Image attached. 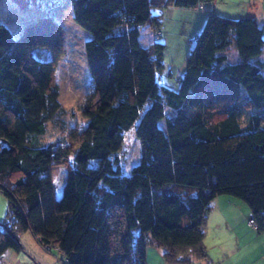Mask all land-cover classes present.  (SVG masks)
<instances>
[{
	"label": "trees",
	"instance_id": "1",
	"mask_svg": "<svg viewBox=\"0 0 264 264\" xmlns=\"http://www.w3.org/2000/svg\"><path fill=\"white\" fill-rule=\"evenodd\" d=\"M69 1L90 33L93 86L73 150L40 140L62 109L55 16L18 37L0 22V257L30 231L66 264H146L152 245L168 264H191L206 256L207 216L224 195L244 201L264 233V26L211 10L173 90L157 82L166 45L143 44L140 28H161L156 10L214 0ZM133 128L142 156L126 175L119 152Z\"/></svg>",
	"mask_w": 264,
	"mask_h": 264
},
{
	"label": "rangeland",
	"instance_id": "2",
	"mask_svg": "<svg viewBox=\"0 0 264 264\" xmlns=\"http://www.w3.org/2000/svg\"><path fill=\"white\" fill-rule=\"evenodd\" d=\"M232 2L236 5L234 6L236 11L247 8L246 3L248 2L244 3V7L240 9L238 6L241 0H232ZM213 5L214 2L206 3L205 7L200 8V10L174 6L156 10L162 19L161 28L153 30L149 25L140 28L143 44L150 45L156 39L154 35L156 31L159 33L156 41L166 45L163 58L164 70L157 73V82L160 87L179 89L195 37L201 32L209 12L211 10L215 12ZM252 8L250 7V10ZM48 13L55 16L56 29L63 33L64 39V55L57 60L55 68V80L60 86L62 109L57 116L58 121L48 123L46 133L40 137V140L46 144L52 141H60L73 150L79 143V132L87 126L88 119L83 114V108L88 96L93 91L84 48L90 33L74 21L72 4L69 0H0V22L6 24L16 37L21 35L24 26L29 21ZM216 13L218 12L216 11ZM193 14L194 16H203V20L201 18L196 22ZM235 14H225L224 16L239 18ZM235 51V46L229 49L231 61H233ZM45 53L48 51H44ZM262 58L264 59V51ZM240 122L242 125L246 124L245 116L241 117ZM141 156V143L133 128L125 135L123 146L119 152V158L126 175L130 174L131 169L139 162ZM65 171V166L59 167L58 172ZM59 187L61 186L57 185V189H60ZM224 196L227 197V195ZM228 197L240 201L238 198ZM242 202L247 205L244 201ZM52 249L55 250V248ZM53 254L55 255V253ZM22 257L20 254L19 259L15 260L4 253L0 257V264H27L24 258L21 259ZM31 260L33 262L31 264H36L33 259Z\"/></svg>",
	"mask_w": 264,
	"mask_h": 264
},
{
	"label": "crops",
	"instance_id": "3",
	"mask_svg": "<svg viewBox=\"0 0 264 264\" xmlns=\"http://www.w3.org/2000/svg\"><path fill=\"white\" fill-rule=\"evenodd\" d=\"M213 2V10L222 15L235 13L238 17L251 15L264 26V0H241L240 5L238 4L239 9L244 7V3H248H246L247 8L239 11L234 9L236 5L232 0H214ZM250 7L253 8L250 10ZM201 18L203 20L201 15L194 16L196 22ZM240 201L228 196L215 198L206 221L204 238L206 256L194 259L191 264H264V233L248 225V220L252 217L251 211ZM8 209V199L0 192V223H4ZM19 238L22 250L5 252L11 259L18 260L19 255L22 254L21 259L24 258L27 264L33 263L31 259L36 264H66L58 249H47L30 231L20 232ZM163 254L162 249L153 245L149 246L146 264H168Z\"/></svg>",
	"mask_w": 264,
	"mask_h": 264
},
{
	"label": "built area",
	"instance_id": "4",
	"mask_svg": "<svg viewBox=\"0 0 264 264\" xmlns=\"http://www.w3.org/2000/svg\"><path fill=\"white\" fill-rule=\"evenodd\" d=\"M154 35H155V38L159 37V33H155ZM11 221L13 222L14 220L12 219ZM248 225L254 230L258 229V227H257L255 221L253 220V218H250L248 220Z\"/></svg>",
	"mask_w": 264,
	"mask_h": 264
}]
</instances>
